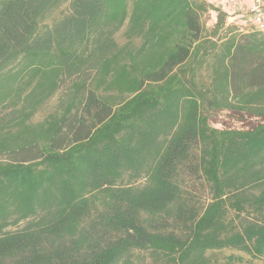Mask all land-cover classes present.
I'll return each instance as SVG.
<instances>
[{"label": "trees", "instance_id": "trees-1", "mask_svg": "<svg viewBox=\"0 0 264 264\" xmlns=\"http://www.w3.org/2000/svg\"><path fill=\"white\" fill-rule=\"evenodd\" d=\"M0 264H264V33L208 0H0Z\"/></svg>", "mask_w": 264, "mask_h": 264}, {"label": "rangeland", "instance_id": "rangeland-1", "mask_svg": "<svg viewBox=\"0 0 264 264\" xmlns=\"http://www.w3.org/2000/svg\"><path fill=\"white\" fill-rule=\"evenodd\" d=\"M208 2L211 4L212 0H208ZM68 6H69V2L62 4L53 13H51L49 18L46 19V22L51 23L55 18L59 17L63 12H65ZM216 20H217L216 11L214 10L212 11V9H210L208 12H206L203 15V22L205 23V26L208 30H211L213 28V26L216 23ZM228 22L229 21H227V23ZM125 29H126V26L124 25L115 34V38L120 44H124L126 42V37L124 35ZM58 96L59 94L54 96L50 100L46 101L33 119L41 120L45 116H47L50 112H52L55 109V106L57 105ZM258 121L259 120L255 118H247V119L242 120L237 115L231 114L228 111H223V112L214 114L211 116V119H210L211 124L218 128H226V127L228 128H247V127L252 126L253 124H256Z\"/></svg>", "mask_w": 264, "mask_h": 264}, {"label": "built area", "instance_id": "built-area-1", "mask_svg": "<svg viewBox=\"0 0 264 264\" xmlns=\"http://www.w3.org/2000/svg\"><path fill=\"white\" fill-rule=\"evenodd\" d=\"M211 4L224 11L228 23L241 32L264 33V0H212Z\"/></svg>", "mask_w": 264, "mask_h": 264}]
</instances>
